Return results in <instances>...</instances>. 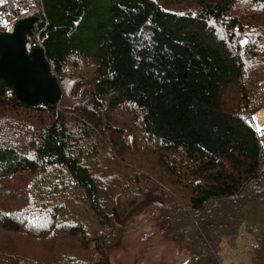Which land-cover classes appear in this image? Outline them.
Returning a JSON list of instances; mask_svg holds the SVG:
<instances>
[{"label":"trees","instance_id":"obj_1","mask_svg":"<svg viewBox=\"0 0 264 264\" xmlns=\"http://www.w3.org/2000/svg\"><path fill=\"white\" fill-rule=\"evenodd\" d=\"M39 3L41 16L34 35L26 34L27 49L31 52L39 44L44 46L52 73L62 88V98L66 89L57 73L64 72L68 58L75 56L95 63L91 91L96 108H80L84 121L94 129L84 128L73 135L75 129L72 126L71 132L66 126L64 113L71 100L62 111L51 104L25 105L16 97L14 86L0 77V105L6 106L8 100L39 112L55 111L56 117L54 123L47 124L31 155L19 154L0 143V177L37 170V176H46L37 183L41 202L42 196L50 193L52 199L68 201L69 197L54 187L53 178L47 179L54 166L63 164L71 183L85 191L83 202L98 218L102 213L99 199L96 201L98 185L81 161L88 156L84 145L92 144L98 150L94 141L111 140L119 148L135 140L130 130L133 125L119 128L115 134H103L109 125H103L104 120L96 112L97 108L113 111L131 105L142 112L143 125H137L142 140L154 147L151 162L155 171L148 174L152 177V173L161 171V177L171 178L179 191L192 192L191 196L183 195L186 205L181 202L169 212L178 216L170 228L175 232L174 239L182 247L191 248L193 264H221L220 245L239 237L242 225L256 239L255 248L248 250L252 254L250 262L264 264V128L261 134L253 120L254 113L264 109V89L261 78L253 79L249 74L247 58L253 52L243 55L240 46L219 40L210 29L213 21L229 12L231 2L215 0L202 5L201 11L179 13L166 9L159 0ZM5 30L0 24V32ZM233 37L231 34L230 40ZM259 53L255 51L254 55L264 64V55ZM74 88L77 90V86ZM72 143L77 145L79 157L71 154ZM138 151L145 153L140 148ZM102 178L111 183L106 176ZM138 181L137 175L135 183ZM107 182L104 185L109 186ZM54 192L59 193L57 197ZM212 203L217 209L207 210ZM225 203L226 208H220ZM58 210H43L38 218L42 222L40 230L39 223L32 224L16 213H3L1 224L6 230L44 240H52L55 232L83 237L86 228L88 233L95 231L90 222L83 226L71 224L65 214L58 225ZM107 216L109 222L102 236L108 238L115 227ZM52 249L54 253L59 250ZM97 250L102 253L100 248ZM72 253L64 246L61 258L59 254L56 258L60 264H94ZM108 258L106 255V262ZM0 264L59 263L3 250Z\"/></svg>","mask_w":264,"mask_h":264},{"label":"rangeland","instance_id":"obj_2","mask_svg":"<svg viewBox=\"0 0 264 264\" xmlns=\"http://www.w3.org/2000/svg\"><path fill=\"white\" fill-rule=\"evenodd\" d=\"M159 1L166 9L178 13L201 11L202 5L215 2V0ZM228 1L231 2L229 12L213 21L210 29L219 40L230 41L229 45L232 44L233 47L240 46L243 55L253 52L252 57L247 58L249 74L253 79L260 77V86L264 89V64L254 55L255 51L256 55L258 52L264 55V0ZM6 21L0 18V24L8 30L11 25ZM231 34L234 35L232 40L229 38ZM95 69L96 65L93 61L71 56L65 63L64 72L61 75L57 73L66 89V96L55 108L62 111L68 105V100H71L69 106L64 109L65 123L70 127L71 132H73L72 126L74 127L75 136L83 132L84 128L94 129L93 126L88 127V123L80 113V108H93L96 105L91 91V80L95 75ZM76 86L77 90L74 88ZM44 110L45 112H39L14 105L6 100V106L0 105V143L15 148L19 154L31 155L35 143L40 142V135H44L47 124L56 121L55 111ZM96 112L104 120L103 125H109L102 130L103 134H115L119 128L133 125L130 129L131 135L136 138L119 148L111 140L101 143L94 141V144L99 146L98 150L93 149L92 144L84 145L88 156L85 161H81L89 168V173L98 185L96 201L99 199L101 205L100 216L97 218L91 206L83 202L85 191L76 189L71 183L70 173L65 170L63 164L54 166L52 176L47 179L53 178L54 187L66 194L69 197L68 201L63 198L52 199L50 193L48 196H42L41 202L37 183L46 176H37V170L23 171L18 175L10 174L4 179L0 177V253L2 254L3 250L21 252L29 259L41 262L56 260L60 264L61 261L56 255L63 252L66 246L73 252L72 254L93 261L94 264H193L192 257L190 259L191 248L182 247L179 240L174 239L175 232L170 228L174 217L178 220V216L172 210L174 217L169 212L172 206L176 207L181 202L186 205L187 199L183 195L191 196L192 192L179 191L177 184L173 183L171 178L161 177V171L152 173V177L148 174L149 171H155L151 162V157L154 155L151 150L154 147L144 143L142 131L137 127L143 125L142 112L131 105L113 111L97 108ZM253 120L262 134L264 109L257 110ZM58 123L60 124L61 121ZM72 146L71 154L79 157L77 145L72 143ZM138 148L145 153L139 152ZM93 154L98 159L94 158ZM137 175L139 181L141 180L138 181L139 183H135ZM102 176L110 179L112 184ZM105 182L109 186L104 185ZM44 193H47L46 190ZM58 194L54 192V196L57 197ZM226 205L228 204H222L220 208L224 209ZM212 207L217 209V205L212 203L207 205V210L212 211ZM53 208L59 209L56 218L58 225L63 223L65 214L71 224L83 226L85 222H90L89 225L95 228V231L88 233L86 228V235L83 237L71 235L69 232H55L52 240H44L24 232L6 230L1 224L3 213H16L32 224L39 223L37 228L40 230L43 210H53ZM106 216L111 220L109 224L115 227L110 233L112 236L108 238L102 236L104 227L109 222L105 219ZM254 239L246 231L245 225H242L239 237L232 238L231 243H223L222 247L220 245L221 264H252L250 262L252 254L250 255L248 250L255 248L256 239ZM97 247L102 253L98 252ZM52 248L59 250L54 253ZM106 255H109L107 262Z\"/></svg>","mask_w":264,"mask_h":264},{"label":"water","instance_id":"obj_3","mask_svg":"<svg viewBox=\"0 0 264 264\" xmlns=\"http://www.w3.org/2000/svg\"><path fill=\"white\" fill-rule=\"evenodd\" d=\"M41 13L18 19L10 30L0 32V77L14 86L20 102L32 107L57 105L63 97L60 83L52 73L43 45L31 52L26 34L34 35Z\"/></svg>","mask_w":264,"mask_h":264},{"label":"built area","instance_id":"obj_4","mask_svg":"<svg viewBox=\"0 0 264 264\" xmlns=\"http://www.w3.org/2000/svg\"><path fill=\"white\" fill-rule=\"evenodd\" d=\"M39 5V0H0V17L12 25L20 18L30 16L36 11L40 12Z\"/></svg>","mask_w":264,"mask_h":264}]
</instances>
